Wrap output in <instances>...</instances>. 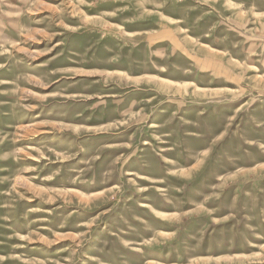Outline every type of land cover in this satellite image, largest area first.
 I'll return each mask as SVG.
<instances>
[{"label":"rangeland","instance_id":"374dc122","mask_svg":"<svg viewBox=\"0 0 264 264\" xmlns=\"http://www.w3.org/2000/svg\"><path fill=\"white\" fill-rule=\"evenodd\" d=\"M0 264H264V0H0Z\"/></svg>","mask_w":264,"mask_h":264}]
</instances>
